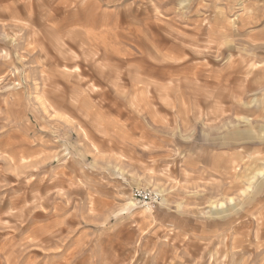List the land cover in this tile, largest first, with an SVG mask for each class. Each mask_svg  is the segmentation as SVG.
<instances>
[{
  "label": "rangeland",
  "instance_id": "rangeland-1",
  "mask_svg": "<svg viewBox=\"0 0 264 264\" xmlns=\"http://www.w3.org/2000/svg\"><path fill=\"white\" fill-rule=\"evenodd\" d=\"M0 264H264V0H0Z\"/></svg>",
  "mask_w": 264,
  "mask_h": 264
},
{
  "label": "built area",
  "instance_id": "built-area-1",
  "mask_svg": "<svg viewBox=\"0 0 264 264\" xmlns=\"http://www.w3.org/2000/svg\"><path fill=\"white\" fill-rule=\"evenodd\" d=\"M133 199L145 204H155L158 200V195L151 191L135 189L132 192Z\"/></svg>",
  "mask_w": 264,
  "mask_h": 264
},
{
  "label": "crops",
  "instance_id": "crops-1",
  "mask_svg": "<svg viewBox=\"0 0 264 264\" xmlns=\"http://www.w3.org/2000/svg\"><path fill=\"white\" fill-rule=\"evenodd\" d=\"M238 109H240V107H238ZM242 109V108H241ZM245 111V110H244ZM247 111V110H246Z\"/></svg>",
  "mask_w": 264,
  "mask_h": 264
}]
</instances>
